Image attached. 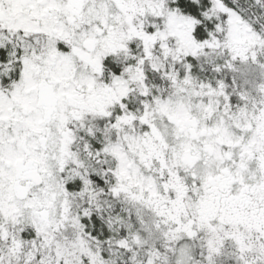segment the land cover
I'll return each instance as SVG.
<instances>
[{
    "label": "snow or ice",
    "instance_id": "snow-or-ice-1",
    "mask_svg": "<svg viewBox=\"0 0 264 264\" xmlns=\"http://www.w3.org/2000/svg\"><path fill=\"white\" fill-rule=\"evenodd\" d=\"M0 264H264V0H0Z\"/></svg>",
    "mask_w": 264,
    "mask_h": 264
}]
</instances>
